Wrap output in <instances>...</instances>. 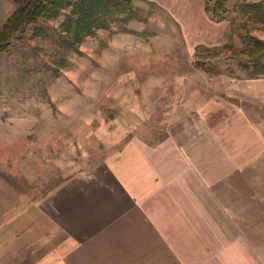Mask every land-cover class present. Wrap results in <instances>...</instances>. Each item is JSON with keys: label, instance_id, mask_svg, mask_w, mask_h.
<instances>
[{"label": "crops", "instance_id": "crops-1", "mask_svg": "<svg viewBox=\"0 0 264 264\" xmlns=\"http://www.w3.org/2000/svg\"><path fill=\"white\" fill-rule=\"evenodd\" d=\"M237 81L43 195L0 172V264H264V77Z\"/></svg>", "mask_w": 264, "mask_h": 264}, {"label": "rangeland", "instance_id": "rangeland-1", "mask_svg": "<svg viewBox=\"0 0 264 264\" xmlns=\"http://www.w3.org/2000/svg\"><path fill=\"white\" fill-rule=\"evenodd\" d=\"M244 1L261 0H229L231 17L239 16ZM204 5L205 0H136L148 21L130 27L154 36L112 37L102 30L78 51L68 44L73 37L62 32L64 15L28 26L0 55V172L25 194L43 195L92 171L136 138L164 139L180 104L211 98L239 105L237 78L246 75L240 60L230 58L231 52L195 57L200 45L245 48L230 22H213ZM16 8L13 0H0V29ZM250 27L264 40V25ZM38 28L43 35L35 37ZM197 62L223 74L206 72Z\"/></svg>", "mask_w": 264, "mask_h": 264}, {"label": "trees", "instance_id": "trees-1", "mask_svg": "<svg viewBox=\"0 0 264 264\" xmlns=\"http://www.w3.org/2000/svg\"><path fill=\"white\" fill-rule=\"evenodd\" d=\"M17 8L4 26L0 29V55L9 51L15 39L24 34L30 25H39L65 16L62 24L63 33L73 37L68 43L76 51L88 38H95L99 32L108 31L110 35H137L151 38L150 32L140 33L130 27L134 21L146 22L147 19L136 9V0H13ZM229 0H205V12L215 23L230 22L232 35L243 41L245 48L236 49L232 44L210 49L198 46L196 56L205 54L219 58L226 52L230 58L239 59L238 66L245 72V77L259 79L264 77V40L253 35L251 23L264 25V0L244 1L238 5L236 13L231 17L227 6ZM155 8V7H154ZM156 10V9H155ZM244 31H246L244 33ZM43 35V29L35 31V37ZM196 67L214 75L223 74L220 70L212 72L203 62ZM231 72V70L229 69ZM234 74V73H233ZM231 76V75H230ZM238 77V76H236Z\"/></svg>", "mask_w": 264, "mask_h": 264}]
</instances>
